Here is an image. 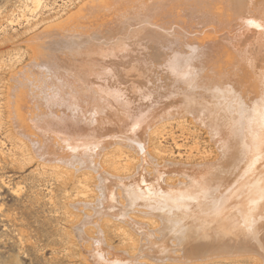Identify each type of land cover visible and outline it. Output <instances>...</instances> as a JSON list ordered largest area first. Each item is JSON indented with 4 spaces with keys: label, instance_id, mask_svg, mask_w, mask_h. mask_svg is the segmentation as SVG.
<instances>
[{
    "label": "bare ground",
    "instance_id": "1",
    "mask_svg": "<svg viewBox=\"0 0 264 264\" xmlns=\"http://www.w3.org/2000/svg\"><path fill=\"white\" fill-rule=\"evenodd\" d=\"M162 1L88 0L78 10L90 16L75 19L81 20L75 25L88 21L90 28L64 27L75 12L58 23V18L45 22V29L27 41L58 39L30 47L29 67L13 73L4 102L8 133L23 152L24 161L47 167L63 179V186L77 189L76 195L85 193L82 199L70 200L69 207L82 217L75 234L86 264H208L248 253L264 261V236L263 240L256 236L246 239L232 228L231 217L219 209L226 197L241 204L252 202L258 216L254 227L264 235V167L241 188L237 182L244 175L247 153L242 134L253 103L244 79L238 81L230 74L242 85L241 92L231 101L220 94L216 105L224 107L218 110L197 97L176 98L163 109H140L138 101L133 103L123 93L134 90L141 95L132 73L140 77L147 65L153 66L147 69L153 74L160 67L171 66L176 74L175 91L187 79V69L198 67L205 73V81L212 79L218 66L223 64L227 70L226 57H237L264 35V2L237 0L234 10L238 13L231 27L225 28L217 21L224 20L221 6L228 0H207L214 9L198 24L193 21L199 15L183 6L186 0ZM115 5L118 14H113ZM120 30L123 36L117 37L115 32ZM162 38H170L171 45L162 44ZM261 43L264 51V37ZM134 47L142 48L141 52ZM176 48L179 61L173 51ZM162 49L172 54L166 63L164 53L159 52ZM125 50L128 57L125 54L121 59L127 60L119 62L116 55ZM126 67H132L131 71H124ZM119 111L123 115L117 118ZM186 117L208 131L219 152L214 161L187 171L180 166L174 170L160 167L158 158L149 155L148 145L161 137L167 125L185 123ZM135 157L137 172L130 174L129 161ZM106 164L114 175L104 168ZM175 174L179 182L169 184ZM201 181L204 184L198 186ZM125 227L139 236L133 254L111 247L105 240L106 230Z\"/></svg>",
    "mask_w": 264,
    "mask_h": 264
},
{
    "label": "rangeland",
    "instance_id": "2",
    "mask_svg": "<svg viewBox=\"0 0 264 264\" xmlns=\"http://www.w3.org/2000/svg\"><path fill=\"white\" fill-rule=\"evenodd\" d=\"M86 1L88 0H37L33 3L30 0H0V264L85 263L80 250V243L75 234V226L79 224L78 222L82 217L79 212L76 213L73 208L69 207L70 200L74 202V198L82 199L81 194L85 193L79 194L80 196L76 195L77 189H74L70 184L63 186V179L56 178L47 167L42 169L36 161L30 164L24 161L23 152L16 147L13 142L14 137H11L8 133L10 127L5 118L4 102L6 103L7 88L9 89L13 84L10 80L12 76L16 74V71L23 70L31 62L30 47L41 45L44 41H55L58 38L36 40L31 44L27 39L45 29L46 23H50L57 18L55 23H58L73 12L75 13L64 27H67V29L90 28L88 21L80 23L81 26L75 25L90 16L85 15L86 13L82 10H78V7ZM166 1L163 0L162 2ZM184 4L183 6L187 9L191 7L193 14L199 15L194 19V24L204 20L205 17L203 16L207 14L210 16L212 14L210 13L211 9H214V6H208L207 0H186ZM235 6L237 7V0H228L225 5L221 6L225 17L224 20L217 21L221 27H231L230 24L233 23L238 13L237 10H234ZM112 11H114L113 14H118V5L113 6ZM78 18L81 20H75ZM255 28H252V31ZM122 32L121 30L116 31L115 35L122 37ZM263 37L262 34L260 38L255 40L254 44L240 52L237 57H226V62L230 67L223 70V64L218 66L217 70H213L215 73L212 74V79L209 81H205V73L198 67L191 71L187 69V77L185 76L187 79H182L180 81L181 89L175 91L172 89L174 88L172 85L176 82V74L171 72V66L160 67L159 71L157 70V73L153 74V71H147V69H152L153 66L147 65L143 67L146 70L142 69L143 74L139 73L140 77L137 72L132 73L135 75L134 82L139 85L136 84V87L140 88L138 90L141 95L134 90L123 92L133 103L138 101L140 109L144 106L152 107L154 110L163 109L172 104L176 98H178L177 101L186 97H197L199 101L213 105L215 110H218V108L224 107L222 104L216 105L218 96L220 94L226 95L228 101L233 100V97L238 95L242 88V85L235 82L233 78H238V81L243 78V84L251 89L253 103L251 104V117L248 118L247 126L242 134L247 153L245 157L247 167L245 165L242 168L244 175L241 180L237 181L240 182V188L249 183L252 175L259 173L260 169L264 167V51L261 47ZM169 39L162 38V44L171 45L168 42ZM134 48L135 51L140 49L141 52L142 48ZM115 49L119 50L117 47ZM161 51H159L161 54H165L162 55L165 58L163 63L170 61L171 59L167 58L172 54L166 49ZM173 51L176 54V60L179 61L180 50L176 48ZM125 54L128 57L126 50L120 52L116 55L117 60L125 62L126 57L121 59ZM133 54L136 53L133 52ZM4 61L5 63H3ZM131 69L132 67H126L124 71L130 72ZM210 73L208 72V74ZM232 73L235 74L233 78L230 77ZM174 92H176V95H174ZM206 95L209 97H206ZM131 107L132 105H130ZM164 113H166V110H164ZM118 115H123V112L119 111L118 114L116 112L115 116L117 118ZM121 119L122 122L128 121V119ZM186 120L185 123L176 122L167 125L161 137L157 136L148 145L149 155L158 158L157 162L162 165L160 167L167 165L171 169L172 166L174 170L180 166L187 171L202 162L214 161L219 152L208 137L206 129L197 123H192L189 117H186ZM109 128L111 129V127ZM157 149L158 154L155 152ZM121 161H123V157ZM137 162V157H135V160L129 161L130 174L134 171L137 172ZM167 166H164L165 169H169ZM104 168L114 175L111 165L106 164ZM126 175L129 174L126 173ZM178 179V176L168 179V183H178ZM203 184V181L197 183L198 186ZM86 195L91 194L86 192ZM221 205L219 209L226 213V217H231L232 222L230 224L234 230L242 232L246 239L251 236L262 239L264 236L262 229L259 230V228L254 227L258 216L254 214L256 211L252 202L241 204L237 203L236 199L229 200V197H226ZM232 208L235 210H231ZM127 231H130L129 228L123 230L110 228L105 232V240L109 246L112 245L111 247L126 250L133 254L137 249L139 236L134 232ZM252 256L249 253L236 255L220 260H211L208 264H264V261L258 255L254 258Z\"/></svg>",
    "mask_w": 264,
    "mask_h": 264
}]
</instances>
